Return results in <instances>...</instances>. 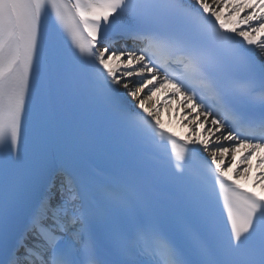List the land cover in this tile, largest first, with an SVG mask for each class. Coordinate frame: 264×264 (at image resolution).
<instances>
[{
    "label": "snow or ice",
    "instance_id": "obj_1",
    "mask_svg": "<svg viewBox=\"0 0 264 264\" xmlns=\"http://www.w3.org/2000/svg\"><path fill=\"white\" fill-rule=\"evenodd\" d=\"M258 152L264 0H0V264H264Z\"/></svg>",
    "mask_w": 264,
    "mask_h": 264
},
{
    "label": "bare ground",
    "instance_id": "obj_2",
    "mask_svg": "<svg viewBox=\"0 0 264 264\" xmlns=\"http://www.w3.org/2000/svg\"><path fill=\"white\" fill-rule=\"evenodd\" d=\"M157 95L160 96L161 94ZM178 99V97L174 99L168 106H161L160 119L167 129H171L172 132L177 133L180 137H184L189 135V132L187 123L181 120V117L184 115V106L177 104L176 101ZM259 155H264V153L258 152L252 157V168L247 179L241 178V182L245 184V187L254 188L257 191L264 189V183L256 179V177H259L260 172L264 171V166L257 167V157ZM232 175H235V173Z\"/></svg>",
    "mask_w": 264,
    "mask_h": 264
}]
</instances>
